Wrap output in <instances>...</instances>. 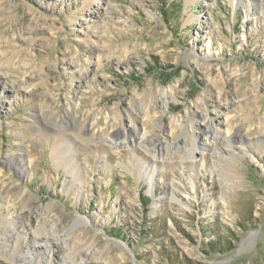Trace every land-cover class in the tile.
Wrapping results in <instances>:
<instances>
[{"label":"rangeland","instance_id":"rangeland-1","mask_svg":"<svg viewBox=\"0 0 264 264\" xmlns=\"http://www.w3.org/2000/svg\"><path fill=\"white\" fill-rule=\"evenodd\" d=\"M131 110L146 118L137 146L78 122L121 138ZM204 119L243 131L244 151L210 154ZM10 209L12 230L33 233L43 211L63 234L89 231L106 250L90 264H264V1L0 0V216Z\"/></svg>","mask_w":264,"mask_h":264},{"label":"bare ground","instance_id":"bare-ground-1","mask_svg":"<svg viewBox=\"0 0 264 264\" xmlns=\"http://www.w3.org/2000/svg\"><path fill=\"white\" fill-rule=\"evenodd\" d=\"M12 65H13L12 62H9L7 68L11 70L13 67ZM78 73H79L78 75L79 79L85 76V71L83 69L79 68ZM12 82L14 83L15 80H13ZM13 87L11 88V91L13 90L16 92V89ZM164 102L167 103V100H164ZM73 115H74L73 118L75 120L79 118L74 111H73ZM128 116L130 118L129 119L130 130H132V132L127 130L128 128L125 129L124 134L123 136H121V138L117 135L118 132H116V129L108 132L107 134L106 132L105 134H103L102 130L95 129L93 127V124H88L87 122H85L84 119H80L78 122L82 124L81 127L83 130L88 132L90 131V133L88 134L89 138L99 137L103 140L101 142L104 143H106L107 141H108L107 143L114 142L117 147L119 144L125 146L129 142L132 145L137 146V144L142 143L143 137H145L146 134V131L144 129V127H146L145 114L143 116H140L138 112L137 113L135 112L134 114V110H131V112L128 113ZM203 122L205 124L204 127L205 130L203 128H200L201 130L200 131L198 130V132L199 133L205 132L207 133V135H209V133L212 132L210 136L211 137L210 142H213V144L214 143L217 144L216 145L217 147L215 148H210V147L205 148L210 151V154L217 155L220 153L221 154L220 156L226 157L225 155L230 154L231 156L234 155L235 153H239V152L241 153L242 151H244L241 145V139L242 137H244L243 131L238 130L235 132L234 131L231 132L228 127L229 129L228 131L225 129L226 133L222 135H218L220 131L219 128L212 127V124L208 119H204ZM223 122H219L218 125L225 124ZM42 123H44L45 125V126L43 125L42 127H46L47 125H52V124L55 125L57 121L55 119H52L51 117L50 119L45 118ZM196 129L197 128L191 129V132L195 131ZM80 132L82 133V131L80 130H75L74 132H72V135L63 134L61 132L60 134L61 147L65 146V144H67L72 139L76 141L78 139H82L83 137L79 135ZM197 135L199 134L197 133ZM134 142L136 143L134 144ZM192 142L193 144L190 145L188 149L187 148L184 149L185 157H187L188 159H192L194 157L193 153L198 149V147H196L195 145V141L193 140ZM170 148L171 146L168 147V149ZM234 148L235 150H232ZM67 149H65L64 151H67ZM222 159L221 161H223ZM77 175L78 173L75 174L74 182H77L78 180L77 177L79 176ZM13 189L15 190L13 191ZM18 193H19L18 188L8 187L7 190L3 192V198L6 199L11 198V200H13L16 199V197L20 198L21 196H23V194L17 195ZM167 199L169 201L176 199V190H173V192H171V195L168 196ZM46 213L40 211V213L38 214V217L40 219L37 229L33 230V233H29L28 231L20 232L16 230V228H14L16 230V232H14V229L12 230V225H14V221L16 220V218L13 216L14 214L12 210L10 209L8 213L2 212L0 216V255L6 254L9 255V257L11 256L14 264H90L92 261H95L97 259V253L104 254L106 252V250L101 247V244L99 243L97 238L92 237L91 240L88 238L87 235L89 231H87V233L84 234L82 237L75 238L70 234L61 233L63 232V228L60 227L61 224L57 222L53 226L49 227L48 226L49 219L47 218L48 214ZM1 240H4L5 242L2 243ZM61 242L68 245L67 254L64 255V257L62 258H56V256H54L51 247L52 245L59 244ZM111 247H113L114 250L121 251L124 246L120 243H114L113 246L111 245L110 242H107V246L105 248H111ZM98 248L101 250L99 251ZM81 256L82 258H79Z\"/></svg>","mask_w":264,"mask_h":264}]
</instances>
